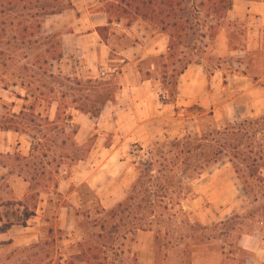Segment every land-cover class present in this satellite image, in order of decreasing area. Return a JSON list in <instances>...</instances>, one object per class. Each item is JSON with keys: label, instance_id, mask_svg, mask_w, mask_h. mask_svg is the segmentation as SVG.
<instances>
[{"label": "rangeland", "instance_id": "obj_1", "mask_svg": "<svg viewBox=\"0 0 264 264\" xmlns=\"http://www.w3.org/2000/svg\"><path fill=\"white\" fill-rule=\"evenodd\" d=\"M116 1L0 0V116L26 107L18 132L0 130V264H24L21 249L47 241L50 227L60 240L57 250L76 254L72 245L77 241L96 239L107 216L102 210L126 199L140 162L154 155L159 169L173 162L176 142L197 140L264 114L262 98L253 114L238 110L234 118L181 101L174 117L149 115L141 117L143 123L134 122L131 114L140 108L139 101L136 105L131 94L120 96L123 87L150 79L159 87L161 102L175 103L177 72L186 61L209 72L219 68L226 77L244 73L257 79V87L263 85L264 18L253 14L229 25L207 17L199 0H170L176 23L172 50L137 63L123 60L120 52L138 37L163 35L169 43L157 21L135 17L125 26L133 19L124 13L121 27L101 32L105 42L93 33L89 42L75 43L100 14L109 11L113 20L122 15L115 10ZM44 4L60 10L42 18ZM221 29L228 31L229 48L242 49L250 41L254 47L246 55H213ZM76 44L90 50L78 52ZM59 105L72 116L66 129L56 120ZM36 137L42 138V148L34 152ZM254 141L264 147L261 135ZM240 142L246 145L245 138ZM243 176L248 185L226 157L191 173L185 180L186 198H172L175 217L165 212L159 225L153 215L148 218L152 229L169 236L156 241L153 231L134 230L123 239L121 227L119 239L113 235L109 246L120 257L109 250L106 264H264V167ZM141 215L145 213L139 210L125 220Z\"/></svg>", "mask_w": 264, "mask_h": 264}, {"label": "trees", "instance_id": "obj_2", "mask_svg": "<svg viewBox=\"0 0 264 264\" xmlns=\"http://www.w3.org/2000/svg\"><path fill=\"white\" fill-rule=\"evenodd\" d=\"M34 1L40 2L41 0ZM233 2L234 0H199L200 7L205 10L207 17L215 20L221 19L222 21L225 20L226 13L232 8ZM114 3L116 12L122 13V15H118L119 17L113 20L109 11L104 12L107 14L109 25L120 24L122 22L121 17L124 18V13L130 15L131 19H133L125 26H131L137 20L136 18L157 21L162 32L169 38L168 51L172 50V41L174 39L172 30L176 28V23L172 21L173 9L170 0H120V2L116 1ZM57 10L60 9L45 6V4L40 7V12L43 13L42 18L56 13ZM108 28V26H105L98 30L104 40L106 36L103 37L101 32L108 30ZM210 29L213 28L210 27ZM216 34L215 32L214 37ZM211 38L213 40L210 35ZM191 63V61H186L181 66L177 72V82L179 76ZM206 71L209 76L211 72L207 69ZM177 82L175 84L176 87ZM4 89L6 88L4 87ZM23 99L26 100L27 98L24 97ZM169 101L167 103H171ZM25 108V106H22L18 113L7 112L0 116V130L18 132L17 125L21 124L19 119H23ZM56 120L61 121L64 129L65 125H69L71 122L72 116L59 105ZM257 135H261L262 142H264V114L256 118L245 119L238 124L227 125L222 130H216L210 134L204 133L197 140L185 139L183 142H176L174 145L177 147L178 153H176L173 162H168L164 166L161 165L159 169L155 170V164L158 160H156V156L152 155L151 158L140 162L136 167L137 177L126 199L109 211L102 210L107 216L100 221L99 232L96 235L94 234L96 239L91 238V243L88 242V239L77 241L72 245V247L74 246L78 249L76 254H62L57 250L60 240L58 241L53 236L55 229L50 227L48 228L47 241L42 242L40 240L38 243L21 249L26 252L25 254L22 253L25 255L23 258H26L24 264H106L109 250L113 251L114 257H120L121 253L118 252V249L114 250V246L113 248L109 246H112L113 235H116L117 239H119L118 230L121 227L126 231L121 236L123 239L134 230H150L155 234L154 240L159 241L161 237L165 240L170 233L168 231L162 232L161 229H152V221L148 220V218L153 215V219L156 217L155 220L158 221L159 225L166 220L162 218L165 212L170 217H175V214L171 213L174 206L172 198H186L188 185L185 180L189 178L191 173L201 171L211 164L217 163L222 157L229 159L235 173L243 180L244 184L248 185L246 178H243L246 170L260 173V168L264 167V147L254 141ZM242 138L246 139V145H242L240 142ZM41 141L42 138H35L34 152L41 150ZM249 176H252V174ZM150 198L158 199L156 203H150ZM170 204L171 206H169ZM176 204L178 205V202ZM145 205L147 206L146 209L143 208ZM158 208L162 210L159 209L160 214L156 213ZM139 210L143 211L145 215H141V218L137 219L133 217L135 220L126 222L125 218L129 220L130 214L135 215ZM110 221L114 222L113 228L112 226L109 227ZM57 232L61 233L62 231L57 230ZM166 244H169V240L166 241ZM53 255L56 256L55 259H53ZM133 261L137 262V259L134 257Z\"/></svg>", "mask_w": 264, "mask_h": 264}, {"label": "crops", "instance_id": "obj_3", "mask_svg": "<svg viewBox=\"0 0 264 264\" xmlns=\"http://www.w3.org/2000/svg\"><path fill=\"white\" fill-rule=\"evenodd\" d=\"M253 14L260 15L259 17L262 19L264 18V0H234L233 6L226 13L224 21L230 25L238 21H244L245 18ZM96 21L97 22L93 24V29L89 26L88 31H85L86 35L76 37L78 38L77 40L74 39L75 43H79V41L83 43L84 41L89 42L91 37H93V33L98 37L100 36L98 30L101 27L112 26L108 24L106 13L97 16ZM113 25H115V27H121L122 23ZM130 29H133V27H130ZM70 39L72 40L73 38ZM137 39L139 40L120 52L123 60H136L137 63H139L151 57L158 58L166 55L168 41L165 36L158 35L155 37H148L145 40L138 37ZM253 47L254 43L250 41L249 45L242 49L229 48L228 31L221 29L215 39L213 55L218 57H224L226 55L233 56L236 53H243L246 55ZM74 49H78V52L79 50H90L80 44H76ZM224 76L223 71L219 68H217V71L211 72L208 76L204 65L190 64L178 78L176 87L177 98L175 103L161 102L157 93L159 87L155 82L152 83L150 79L139 80V84H136L134 87H123L120 96H128L131 94L132 101H134L136 105V102L139 101L138 106L140 108H136L137 110L134 109V112L131 114L133 116V121L137 124L145 121L141 119L143 116L150 115V118L163 117V115L174 117L176 109L182 107V104H180L181 101L185 104L196 103L200 107L209 108L214 113V116L217 115V111L220 112L222 116L228 118H234L235 115L237 116L238 110L245 111L246 115L253 114L251 109L255 110L260 104L259 98H262V100L264 99V83L257 87V79L255 77L249 78L244 73L242 75H228V77L225 76V78ZM262 78H264V75ZM135 93L139 94L137 98L134 97ZM111 106L112 104L109 107H105L103 111L104 115L110 113L109 108H111ZM57 187L61 189L62 184L59 182ZM63 189L64 187L62 190Z\"/></svg>", "mask_w": 264, "mask_h": 264}]
</instances>
